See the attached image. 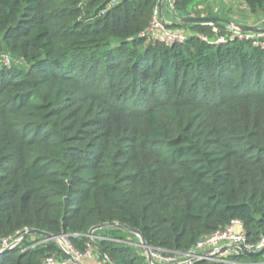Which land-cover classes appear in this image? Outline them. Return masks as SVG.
Segmentation results:
<instances>
[{
	"label": "trees",
	"instance_id": "trees-1",
	"mask_svg": "<svg viewBox=\"0 0 264 264\" xmlns=\"http://www.w3.org/2000/svg\"><path fill=\"white\" fill-rule=\"evenodd\" d=\"M112 1L0 0V243L39 229L84 253L94 229L96 260L150 264L141 240L183 254L235 220L257 242L264 49L223 22L169 26L190 34L159 42L143 33L161 0ZM206 2H163V15L215 16ZM242 2L264 17V0ZM41 239L0 264L67 258ZM232 260L264 264V251Z\"/></svg>",
	"mask_w": 264,
	"mask_h": 264
},
{
	"label": "built area",
	"instance_id": "built-area-1",
	"mask_svg": "<svg viewBox=\"0 0 264 264\" xmlns=\"http://www.w3.org/2000/svg\"><path fill=\"white\" fill-rule=\"evenodd\" d=\"M113 2L114 0L109 5H111ZM168 8L169 10L170 8L173 9L171 2L169 3ZM227 30L229 31L228 36L230 38L248 40L253 46L264 49V33L243 32L231 25L227 26ZM213 32L215 33V36L212 39L214 44H220L226 41V36L216 35L217 28L214 26ZM143 34L147 35L150 39L164 42L166 44H172L175 42L184 41L190 33L186 30L170 29L166 21L162 18L161 12L157 7L154 10L149 27ZM200 38L203 41L210 40V38L206 35L200 36ZM28 230L29 229H25L24 232ZM23 233L17 232V234L13 237L2 239L0 243V251H3L8 247L11 249L18 245L20 242H17ZM87 236L90 239V243L87 245V250L84 253L74 249L70 243V240L68 239V236L65 234H60L58 236L53 235L51 239H46L43 237V239L36 242L35 245L52 241L67 256V258H58L54 254L47 255L42 259L41 264H76L75 261L69 257V254L76 260H79L83 257L92 258V254H94L93 240L95 239V236L89 234ZM239 245H242L244 249L249 251H260L264 248V236H262L257 242H249L247 240V234L242 223L238 220H235L224 228L217 229L202 236L196 242L195 246L187 253L166 254L163 250L157 248H151L148 246H142V248L144 249V254L147 261L150 260V264H193L198 260L229 264L234 263L232 256L243 253ZM93 257L96 258L95 256Z\"/></svg>",
	"mask_w": 264,
	"mask_h": 264
},
{
	"label": "water",
	"instance_id": "water-1",
	"mask_svg": "<svg viewBox=\"0 0 264 264\" xmlns=\"http://www.w3.org/2000/svg\"><path fill=\"white\" fill-rule=\"evenodd\" d=\"M165 1L166 0L160 1L159 6H158L160 11H162V5H163V2H165ZM173 16L176 19V21L171 22V23L166 22L168 26H187V25L194 24V23L195 24H216V23L223 22L225 24L232 25L235 28H237L243 32L264 33V28L260 27L258 25L243 24L240 22L232 21V20L217 17V16L179 15L177 13H173ZM97 228H100V226ZM93 231H94V229L90 230L89 235H92ZM30 235H40L46 239H51L53 237V235L48 233V232H45V231H42L39 229H29L28 231H26L22 234V236L20 237V239L18 240L17 243L21 242L23 239H25L26 237H28ZM93 245L103 257L107 258V256L103 252V250L98 245V243L95 242L94 240H93ZM139 245L140 246H146L143 241H140ZM239 247L242 249L243 253L246 255H258L264 251V248L260 251H249L247 249H244L242 245H239ZM9 249H10V247L4 249V251H7ZM69 257H71L75 261L76 264H81L75 258H73L70 254H69ZM148 262L150 263V260H148ZM175 264H180V263H175Z\"/></svg>",
	"mask_w": 264,
	"mask_h": 264
},
{
	"label": "rangeland",
	"instance_id": "rangeland-1",
	"mask_svg": "<svg viewBox=\"0 0 264 264\" xmlns=\"http://www.w3.org/2000/svg\"><path fill=\"white\" fill-rule=\"evenodd\" d=\"M206 4H208L209 6V11L211 13H213L215 16L217 17H221V18H225V19H229L232 21H236V22H240L243 24H251V25H258L260 27L264 28V17H254L253 20L248 21L249 17H251L247 10L245 9L242 0H206ZM171 2V0H166L165 3L167 5V7H169V3ZM205 5V4H204ZM173 9L170 8V13ZM161 12V16L162 18L168 22H175L176 19L174 17H172V15L166 16L163 15V8ZM248 24V25H249ZM227 26H229V24H226ZM232 26V25H231ZM94 256V254H92ZM92 256V258L90 257H83L79 260H77L79 263L84 264L87 260H92L94 259L93 262H96L97 264H103L102 261H96V258H94Z\"/></svg>",
	"mask_w": 264,
	"mask_h": 264
},
{
	"label": "crops",
	"instance_id": "crops-1",
	"mask_svg": "<svg viewBox=\"0 0 264 264\" xmlns=\"http://www.w3.org/2000/svg\"><path fill=\"white\" fill-rule=\"evenodd\" d=\"M251 20H253V19H248V21L247 22H249V21H251ZM94 261V259H92V260H87L84 264H97L96 262H93ZM97 261V260H96ZM99 261V260H98Z\"/></svg>",
	"mask_w": 264,
	"mask_h": 264
}]
</instances>
